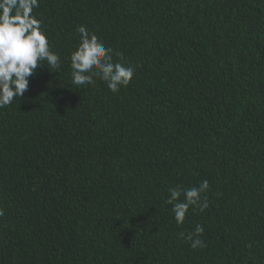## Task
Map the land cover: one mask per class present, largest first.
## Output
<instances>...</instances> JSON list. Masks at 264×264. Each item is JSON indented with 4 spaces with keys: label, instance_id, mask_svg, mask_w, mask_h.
Returning <instances> with one entry per match:
<instances>
[{
    "label": "trees",
    "instance_id": "1",
    "mask_svg": "<svg viewBox=\"0 0 264 264\" xmlns=\"http://www.w3.org/2000/svg\"><path fill=\"white\" fill-rule=\"evenodd\" d=\"M26 14L62 66L0 108V264H264V0H0ZM80 25L137 66L118 94L72 84Z\"/></svg>",
    "mask_w": 264,
    "mask_h": 264
},
{
    "label": "clouds",
    "instance_id": "2",
    "mask_svg": "<svg viewBox=\"0 0 264 264\" xmlns=\"http://www.w3.org/2000/svg\"><path fill=\"white\" fill-rule=\"evenodd\" d=\"M31 4L36 6L37 0H31ZM30 12L31 7L28 8ZM75 31L78 43L69 56L72 84L94 87L98 78L113 94L128 87L136 75L137 66L124 61L120 52L106 46L85 25H80ZM44 62L53 70L62 66L60 54L52 51L39 20L27 14L19 19L5 17L0 20V108L11 105L16 97L21 99L24 96L29 89L30 78L36 74L38 67L44 68ZM209 189L207 180L201 181L198 186L168 189L166 203L172 206L173 218L178 226L184 224L190 208L203 212L209 207ZM3 216L4 209L0 208V217ZM203 234L204 228L198 224L193 232H182L179 237L196 250L206 246L201 239Z\"/></svg>",
    "mask_w": 264,
    "mask_h": 264
}]
</instances>
